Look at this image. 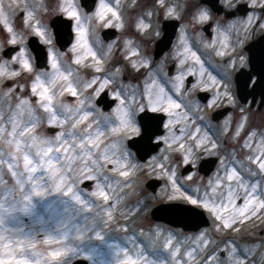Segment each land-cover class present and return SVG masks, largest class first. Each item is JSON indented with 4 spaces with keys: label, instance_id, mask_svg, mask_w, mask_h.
Wrapping results in <instances>:
<instances>
[{
    "label": "snow or ice",
    "instance_id": "obj_1",
    "mask_svg": "<svg viewBox=\"0 0 264 264\" xmlns=\"http://www.w3.org/2000/svg\"><path fill=\"white\" fill-rule=\"evenodd\" d=\"M257 36L264 0H0V264H264Z\"/></svg>",
    "mask_w": 264,
    "mask_h": 264
},
{
    "label": "water",
    "instance_id": "obj_2",
    "mask_svg": "<svg viewBox=\"0 0 264 264\" xmlns=\"http://www.w3.org/2000/svg\"><path fill=\"white\" fill-rule=\"evenodd\" d=\"M86 3L91 4L93 2V0H85ZM102 35L105 36V39H109V38H114V36L116 35V33H114L112 30H109L107 33H102ZM254 47H253V52H255L256 54L259 53L260 48L262 43H264V41L261 40V37H258L256 40L252 41ZM247 51V49H245ZM252 53H249V55H251ZM248 72V69H244L242 71V73H238V84H237V90H241L243 88V82L246 79L245 74ZM253 75H255V73H253ZM257 99H259V88H257ZM251 97H249L250 99ZM211 165H207V167H210ZM159 185H156V187L158 188ZM79 264H84L83 261L79 262Z\"/></svg>",
    "mask_w": 264,
    "mask_h": 264
},
{
    "label": "rangeland",
    "instance_id": "obj_3",
    "mask_svg": "<svg viewBox=\"0 0 264 264\" xmlns=\"http://www.w3.org/2000/svg\"><path fill=\"white\" fill-rule=\"evenodd\" d=\"M149 50H151L150 45H149ZM149 191H151V190H149ZM249 231H255L258 234V236H257L258 239H264V219H254V220L250 221L248 224H246L244 226L243 232L246 233ZM241 234L242 233L234 234V235H241ZM111 235L119 237L120 234H116V233L110 234L109 238H111ZM91 243L96 245L101 251L105 250L104 243H101V242L95 241V240L91 241ZM121 243H124V241L122 239H121Z\"/></svg>",
    "mask_w": 264,
    "mask_h": 264
},
{
    "label": "flooded vegetation",
    "instance_id": "obj_4",
    "mask_svg": "<svg viewBox=\"0 0 264 264\" xmlns=\"http://www.w3.org/2000/svg\"><path fill=\"white\" fill-rule=\"evenodd\" d=\"M119 33H116V35H118ZM151 51V50H150Z\"/></svg>",
    "mask_w": 264,
    "mask_h": 264
}]
</instances>
